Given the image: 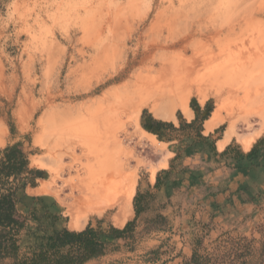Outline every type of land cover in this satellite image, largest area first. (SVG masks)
<instances>
[{
  "label": "rangeland",
  "instance_id": "1",
  "mask_svg": "<svg viewBox=\"0 0 264 264\" xmlns=\"http://www.w3.org/2000/svg\"><path fill=\"white\" fill-rule=\"evenodd\" d=\"M263 31L264 0H0V151L21 144L27 164L20 176L32 179L17 209L24 216L35 209L39 217L25 220L0 264H22L44 236L68 229L76 179H90L88 165L109 154L122 174H134L125 219L132 225L121 238L108 234L125 226L113 222L121 197L104 212H88L83 228L90 223L109 245L84 264H183L194 252L240 239L264 264V132L249 151L237 140L222 154L215 149L231 117L239 118L240 132L249 129L245 115L257 124L252 105L242 92L225 91L220 127L210 136L202 132L222 98L214 89L227 88L221 67H234L241 46ZM212 67L217 73L208 77ZM175 72L182 88L192 86L189 117L168 93ZM196 85L206 88L204 100ZM126 87L132 102L118 112L113 145L110 124L101 122L109 127L104 139L98 123L112 104L109 93ZM145 96L137 122L126 118ZM171 103L174 118L159 116ZM149 165L156 166L155 179Z\"/></svg>",
  "mask_w": 264,
  "mask_h": 264
},
{
  "label": "bare ground",
  "instance_id": "2",
  "mask_svg": "<svg viewBox=\"0 0 264 264\" xmlns=\"http://www.w3.org/2000/svg\"><path fill=\"white\" fill-rule=\"evenodd\" d=\"M259 33H262V32H259ZM260 35H262V36L259 38L257 37V39L254 41V43L251 46H249V45L244 46V47L241 46L242 48L240 50V54H239V52L236 51L238 53V54L236 53L237 54L236 56H238V59H236V60L233 59L236 62L234 67L233 66L231 68L227 67L226 64H224V67H221V68H224L225 71H228V73H225V75H224L221 73V69H220V73L222 75H224V76H222L223 78L221 79V83L227 88L223 89V87L220 86L221 88L214 89L215 94L219 97L221 96L222 98H221V100H219L216 103V106L212 110L210 117L205 122V131L208 132L209 130H211L213 128V126H215L218 122H221L224 118V116L222 115L221 112H222V109H224L226 106L225 101H224V99H226V98H224V96H222V95H226V94L228 95L229 94V96H230V94L233 95V94L238 93V92L243 93V99L242 100H243L244 104L252 105L253 108H250V109H253V112L251 114H254L255 116H257V119H258V121L256 120L257 124L253 125L252 121H251L252 119H250V116L248 115V117H246V115H245V117L242 118V120L246 122L249 129L245 132H243V131L240 132L238 130V122H239L238 119L239 118L231 117L229 119L228 125L226 126V131L224 134L225 135L224 141H223V143H221L219 145V147H221L222 144H225V142L228 141V139L231 138L232 136H237L236 138H238V140H239L238 142H240L243 150H247L251 146V144H252L253 140L256 138V136H258L261 132H264V31H263V34H260ZM230 56H233V55L230 54ZM225 65L227 68L225 67ZM217 69H216V67H212L211 69H208L205 72V74L209 75L208 77H210V74L212 72H213V74L215 72L217 73ZM162 72H163V70H162ZM172 76H173L172 82L170 85H168L169 86L168 93L176 94L175 98H177V100L179 102L178 105L180 106L182 113L185 116L189 117V116H191L192 110L189 108L188 101H189V98L191 96L192 86L187 85L186 87L182 88L180 85V82L182 81V76L179 75L177 72H175ZM198 85H196V90L198 91V94L200 95V97L204 100L207 96V90L205 87H201ZM127 89L128 88L126 87V89H124V90H117V89L112 90L109 93V95L112 97V104L106 109V111L103 112L104 111L103 109H105V107L103 105H102L103 109L100 106H98V107H100V109L103 110L101 112H103V114L107 115L106 118H103L104 115L101 113L99 115H102L103 116L102 118L104 120L99 118L100 119L99 123H98V121L95 122L98 119H95V121H93V122H89V123L87 122V123L89 125L91 123H95L93 125H97V123H98L99 127L101 128L100 129L101 132H104V131L106 132V130H108V128H109V127H106V129H104L101 126L107 125L106 123H109L111 131L109 130L108 132H109V134H111L113 128L116 127L117 125H119V123H120V121L118 119V115H119L118 112H119L120 108L123 109L132 102L131 96L133 94L130 96V92H128ZM225 91H226V94L224 93ZM144 92H146V91H144ZM221 92H222V94H221ZM148 94H150V93H148ZM147 100H148V98H146V96L141 97L139 100H137L136 103L134 104V109H133L132 113L129 115H126V118H132L133 121L136 123L137 119H138V113L141 109V106L143 104H146ZM171 104L172 105H170V107H168L170 109H168L167 112L160 113L159 116H162L163 118H170V117L174 118L173 110H174V107H176V105L173 103H171ZM239 104H240V101H239ZM99 105H100V103H99ZM49 117H51V116H49ZM47 121H48V123H50L49 125L51 126V124L53 122V121L50 122L51 118H50V121H49V119ZM102 121H105L106 123L105 122H104L105 124L101 123ZM66 125H68V124H66ZM69 125L71 128L72 123H70ZM48 128H50V127H48ZM52 128L53 127H51L50 129H52ZM86 128H88V127L86 126ZM93 128L95 131H97V129H98L95 126ZM93 128H91V129L93 130ZM95 128H97V129H95ZM83 129H85V128H81V130H79L80 132H82V134H84L83 133L84 131L85 132L87 131V129L84 131H83ZM100 130H98V131L100 132ZM4 131H5L4 128L2 127V125H0V144L2 143V140H3ZM95 131H94V136L99 138V139L102 138V137H100L99 134H101V136H103V138L105 139L104 136L108 133V132H106V133L104 132V135H102L103 133L100 132L98 134V133H95ZM87 132L89 133V131H87ZM97 134H98V136H96ZM112 136H113V140H112V137L110 135L109 139H111V140H109V141L113 145H115L113 142L117 141L116 140L117 137L115 138V135L113 133H112ZM106 137H107V135H106ZM37 140L39 142L41 141L40 136L37 137ZM106 141H108V140L106 139ZM118 143H119V141L117 142V144ZM99 150H101V149H99ZM103 151H104V149H103ZM104 153H106V152H103V154ZM109 153H110V151H109ZM104 157H106V158L100 159V160L94 159L93 162L90 165H88L90 167L88 169L89 173H90V175H89L90 179H88V180H82L81 178L76 179V181L73 185V188H74V191L78 190V195L75 199V204L72 206V208L70 210V218L68 220V228H72V229L73 228H80L81 226H83L85 219H86V215L88 214V212H91V211L92 212H99V213L104 212L107 207H113L114 205H116V202H118V199L120 197H121L120 199L122 200V203H120L118 206H116V211L113 214V222L115 224L124 223L126 217L131 212V198L133 196L134 187H135V178L133 177L134 174L133 175L131 173L122 174L120 167L117 166L113 162V160H112L113 156H110V154H109V156L106 155ZM164 165H165V163H164ZM155 168H156V166H150L149 165V170H151V177H153V175H154V169ZM38 190L43 192L44 187L39 186Z\"/></svg>",
  "mask_w": 264,
  "mask_h": 264
},
{
  "label": "trees",
  "instance_id": "3",
  "mask_svg": "<svg viewBox=\"0 0 264 264\" xmlns=\"http://www.w3.org/2000/svg\"><path fill=\"white\" fill-rule=\"evenodd\" d=\"M256 145H259V141ZM0 155V258H2L8 244L13 241L14 234L24 226L25 220L39 221V217L35 209L29 212V216L20 214L17 209V205L26 197L24 188L32 179L20 176L27 164L21 144L15 143L5 147L0 151ZM28 172L39 173L38 170H28ZM135 207L138 214L140 210L136 204ZM53 217L58 218L57 215ZM124 225L122 229L110 227L108 234L116 239L123 237L132 223L129 221ZM102 235L104 234L90 223L81 230L66 228L55 230L52 234L44 236V241L39 243L38 250L25 257L22 264H84L90 259L107 254L109 243L102 238ZM225 243L227 244H218L212 252H194L183 264H258V261L253 260L249 243L242 242V239Z\"/></svg>",
  "mask_w": 264,
  "mask_h": 264
},
{
  "label": "crops",
  "instance_id": "4",
  "mask_svg": "<svg viewBox=\"0 0 264 264\" xmlns=\"http://www.w3.org/2000/svg\"><path fill=\"white\" fill-rule=\"evenodd\" d=\"M191 114H192V112H191ZM209 118V117H208ZM205 121H207V119H205L204 120V122ZM219 123V122H218ZM216 124V126L211 130V131H209V132H207V133H205L204 132V130H205V124L203 123V129H202V132H203V135L204 136H210L211 134H214L215 133V130H217L219 127H220V125H221V123H219V124ZM225 131H226V127H224L223 128V130L219 133V135L215 138V149H216V152L218 153V154H222V153H224L227 149H228V147H230L231 146V144L235 141V140H237V142L239 141L238 140V138H236L237 136H232L231 138H229L228 139V141H226L225 142V144H222L221 145V147H219V145L221 144V143H223V141H224V138H225ZM260 137V135H258V136H256V138L253 140V142H252V144H251V146L256 142V139H258ZM240 143V142H239ZM240 146H241V144H240ZM250 146V147H251ZM250 147L247 149V150H249L250 149ZM242 148V147H241ZM243 149V148H242ZM168 160L169 159H167V166H168ZM165 160H163V161H161L160 162V165H164V162ZM167 166H165V167H162V168H160L158 171H160V170H162V169H165V168H167ZM153 178H154V176H153ZM155 179V178H154ZM134 193H135V191H134ZM124 223H125V221H124ZM123 223V224H124ZM84 226H82V227H80V228H68V229H70V230H80V229H82Z\"/></svg>",
  "mask_w": 264,
  "mask_h": 264
}]
</instances>
